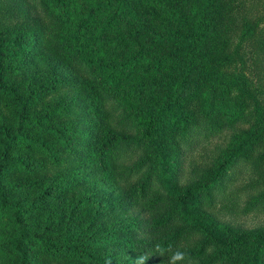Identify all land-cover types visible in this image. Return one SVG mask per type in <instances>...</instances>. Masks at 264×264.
Segmentation results:
<instances>
[{
	"label": "trees",
	"instance_id": "trees-1",
	"mask_svg": "<svg viewBox=\"0 0 264 264\" xmlns=\"http://www.w3.org/2000/svg\"><path fill=\"white\" fill-rule=\"evenodd\" d=\"M257 3L0 0V264H264Z\"/></svg>",
	"mask_w": 264,
	"mask_h": 264
},
{
	"label": "rangeland",
	"instance_id": "rangeland-1",
	"mask_svg": "<svg viewBox=\"0 0 264 264\" xmlns=\"http://www.w3.org/2000/svg\"><path fill=\"white\" fill-rule=\"evenodd\" d=\"M258 3L255 7H253L249 12V17L252 20L260 18L261 15L264 14V0H256ZM261 28L264 32V20L262 22ZM36 65L42 71H57L59 72V68L56 67L52 62L47 59L45 53H41L36 59ZM232 223L246 230H253L259 227L264 226V217L262 216H248V217H233L231 219Z\"/></svg>",
	"mask_w": 264,
	"mask_h": 264
}]
</instances>
